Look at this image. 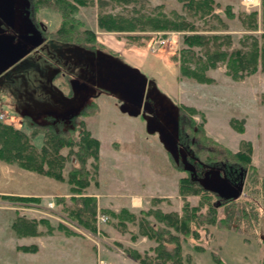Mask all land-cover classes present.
I'll return each mask as SVG.
<instances>
[{
	"label": "rangeland",
	"instance_id": "obj_1",
	"mask_svg": "<svg viewBox=\"0 0 264 264\" xmlns=\"http://www.w3.org/2000/svg\"><path fill=\"white\" fill-rule=\"evenodd\" d=\"M86 1L88 4L79 6L76 17L81 19L88 27L95 26L100 12L128 17L138 15V12H140L163 14L171 18L180 15L186 18L193 23L196 31H108L112 32L113 35L116 34L126 38L134 36L135 38H129V43L142 45L150 51L152 50L149 48V43L153 38H158V36L166 38L165 43L157 50H167L172 54L173 60L178 62V65H180L181 50L187 47L183 41L184 34L201 33L206 36L214 34L229 36L230 44L224 43L222 45V49L228 50L246 49L254 39L257 40L259 46L264 44V22L261 20L262 1L264 0H260V6L257 9H249V11H246L245 7L242 6L241 0H215L214 12L217 17L206 16L204 18L190 15L184 8L183 3L178 0H137L129 3L114 0ZM227 7H231V12L234 14L233 18L227 17ZM251 11L258 12L256 29L248 28L241 21L240 16L242 13H250ZM50 14L55 15L54 21L56 17L60 21L57 13L52 11ZM49 18L52 19L50 16ZM40 19L47 20L42 14L39 15L38 20L41 21ZM194 50L198 54L200 48L195 47ZM118 61L123 65L125 64L123 60L119 59ZM105 70L111 74L110 79L107 76L108 81L106 80L102 85L100 81L97 84L85 82L88 92L82 89L75 91L73 99L69 101L66 108H57L58 112L56 111V113L61 116H69L77 112L92 97L102 92L105 95L104 98L101 97L100 99L102 105H104L103 116L115 117L117 114L113 113L114 109L112 107L115 110L130 114V116L139 117L142 113L144 114L143 125L147 129V134L152 135L147 139V144L142 143L143 141L136 137L137 141L134 143V148L131 149L132 145L130 144L126 145V149L121 152L123 155L127 154L129 148L137 151L135 148L143 147L145 150V163L154 165L163 161V149H167L177 161H182L183 165L190 170L191 176L194 179H199L205 187L222 195L241 196L246 191L244 181L228 183L219 175L217 170L213 169H207V171H204V176L199 177L195 167L186 159L185 151L176 146L178 117L176 102H187L189 104L187 106L194 107L196 110L194 114L196 122L202 123L206 134L215 141L233 151L240 149L241 146L246 147L248 143L251 144L252 164L256 167L258 175L264 176V67L259 61L257 70L245 76L242 80H233L227 74L225 63L221 62L216 67L205 71V74L212 79L210 83H201L180 73L184 80V83L181 84L182 90L181 88H173L168 89V92L162 82L160 85L165 89L163 92L160 88L156 89L157 86L153 82L150 90H145L143 86L146 78L138 70L134 71L130 67L123 70L117 65L112 64L111 66L105 63ZM158 73H162L161 66L158 68ZM128 78L136 81L129 85ZM146 99L148 103L143 107ZM32 109L35 108L32 107ZM3 110L17 116L18 119L21 117L20 113H14L10 107H3ZM56 118L59 119V117ZM33 119L38 123L47 122L45 116L41 115H37ZM64 119L67 121L68 117ZM87 121L89 126H93L94 118L89 117ZM14 124L28 134L31 132V129L25 125L24 120L22 124L18 122ZM66 125H70L69 121L66 122ZM132 125L137 128L140 124L134 122ZM239 128H242L243 132H239ZM102 138L104 139L102 148L105 163L104 171L101 172L100 178V155L96 170L94 169L95 160L93 157L86 160L85 167L89 172V184L82 191L83 194L94 196L103 184L105 185L102 189L104 191H117L118 187L124 185V182L122 183V173L118 172L114 175L108 170L107 164L113 162L114 158L109 156L108 138L103 137V135ZM33 143L37 149L41 147L43 134H38L33 139ZM72 149L75 151L76 146H73ZM68 151L69 148L67 147L61 149V153L67 158L62 169L63 180H57L36 171L22 168L14 163L7 164L6 175L2 177L1 187L7 191L16 192L18 195L15 196L36 199L32 201H12L7 198L0 201V264H108L109 259L104 257L105 253L108 256L114 254L119 258L128 256L135 260L130 255L131 251L135 250L143 256L154 257L153 248L157 245V242L146 234H142V224L139 219L143 217L141 211L146 212L153 210V208L140 210L136 213L125 207L115 211L108 208H98L96 200L97 209L95 222L93 223L94 229L82 225L71 214L68 207L75 205L72 198L80 194L73 191L71 189L72 185L68 182L69 169L73 164L78 163L75 154H69ZM167 156L168 161L166 163H170V166L174 168L169 155ZM121 160H118L119 165L129 166V160L126 157L121 158ZM134 166L136 169L137 166ZM178 172H180L181 177L186 174L185 171ZM113 175L119 178H115ZM198 199L197 196H187V200L191 205H196ZM159 202H161L160 199H152L151 205L155 208L154 210H160L157 208L160 205ZM180 203L178 201L176 204L161 203V205L167 209H174L176 206L179 210L177 213H180L183 205L182 199ZM202 211H205V208ZM128 212L133 213L136 216L135 219L127 218L126 214ZM169 212L175 211L169 210ZM20 216H23L25 220L36 221L35 235L23 232L20 234L13 228V223ZM145 217L155 224L158 223L152 214ZM216 229L214 226L206 230L200 228L199 239L182 241L181 264H219L215 262L214 254L224 264H261L264 257V245L260 239L248 236L246 238V236L233 231L225 230H220L221 232L216 238L212 234ZM171 231L174 233L173 230ZM116 232L122 233L126 239L134 240L132 244L139 242L142 237L145 238V248L138 250L133 248L132 244L116 241L114 239ZM260 235L264 239V217ZM150 243L153 245L146 246ZM195 244L198 247H194ZM23 246L27 250H24ZM168 246L172 247L173 245L169 244ZM147 247L148 249H146Z\"/></svg>",
	"mask_w": 264,
	"mask_h": 264
},
{
	"label": "trees",
	"instance_id": "obj_2",
	"mask_svg": "<svg viewBox=\"0 0 264 264\" xmlns=\"http://www.w3.org/2000/svg\"><path fill=\"white\" fill-rule=\"evenodd\" d=\"M27 1L28 16L39 28L43 40L68 43L92 52L101 50L114 54L98 41L94 30L76 17L79 6L88 4L86 0ZM114 1L129 3L137 0ZM178 1L182 2L186 11L194 17L216 16L215 0ZM42 10H50L59 15L60 24L55 30L49 31L40 26L38 13ZM226 13L227 17H234L231 7H227ZM240 17L248 28L256 29L257 11L244 12ZM261 20L264 22V1H262ZM97 22L98 28L102 31H196L193 23L180 15L171 18L163 14L138 12V15L128 17L100 12ZM129 38L135 37L129 36ZM229 40V36L220 34L208 36L201 33L184 34L183 41L187 47L181 50L180 73L198 82L210 83L212 79L205 74V71L216 67L219 62L225 63L227 74L233 80H242L255 72L258 61L264 67V44L259 46L254 39L246 49H222L224 43L230 44ZM195 47L200 48L198 54L194 50ZM177 109L176 146L185 151L186 159L195 167L198 176L203 177L207 169L217 170L228 183L244 181L246 191L241 196L222 195L205 187L199 179L191 176L190 170L183 165L182 161H177L168 151L174 168L186 173L178 181V192L183 201L181 212L165 213L154 209L141 211L143 217L139 219L142 224V234H146L157 242L153 248L155 256H143L135 250L131 251V257L141 264H181L182 241L199 239V229L206 230L211 226L219 230L233 231L246 238L247 236L258 238L264 245V239L260 235L264 217V176L258 175L256 167L252 164L251 144L248 143L246 147L241 146L240 149L233 151L206 134L203 124L197 123L194 119L196 113L194 107L178 104ZM97 110L98 106L93 100L86 102L77 112L68 117L69 126L66 125L65 119L47 116L45 118L47 122L38 123L33 117L26 115L23 120L31 129L29 134L12 124L0 121V161L4 163H14L22 168L63 180L62 169L67 158L61 153V149L67 147L69 154H75L78 163L73 164L69 169L68 182L72 185L71 189L80 195L72 198L75 205L68 209L82 225L90 229H94L96 198L83 194L82 191L89 184V172L85 167L89 157H93L94 169H97L99 141L85 127L84 117L92 115ZM238 131L243 132V129L239 128ZM38 134H43V144L37 149L33 139ZM73 146H76L75 151L72 149ZM189 195L199 198L196 205H191L187 200ZM0 197L12 201L36 199L15 195H0ZM203 208L205 211H202ZM150 214L157 219V224L146 219L145 216ZM126 215L132 220L136 217L130 212ZM35 223V220H25L23 216H20L13 223V228L20 234L23 232L35 235ZM169 244L173 246L169 247ZM194 247L198 245L195 244ZM22 248L27 250L25 246ZM213 256L215 262L224 264L216 254ZM261 264H264V257Z\"/></svg>",
	"mask_w": 264,
	"mask_h": 264
},
{
	"label": "crops",
	"instance_id": "obj_3",
	"mask_svg": "<svg viewBox=\"0 0 264 264\" xmlns=\"http://www.w3.org/2000/svg\"><path fill=\"white\" fill-rule=\"evenodd\" d=\"M50 12L52 11L42 10L39 12L38 18L41 14L44 18L46 17L47 20L40 19L39 24L43 29L53 31L59 26L60 21H58V17H56L57 21H54L55 15L53 16ZM90 28L96 32L98 41L114 54L101 50L92 52L68 43L43 40L39 28L28 16L27 0H0V111L5 114V123L18 122L22 124L26 115L31 117L41 115L45 118L52 116L61 119L70 117L72 114L61 116L56 113V111L58 112L57 108L65 109L69 101L73 99L75 91L82 89L88 92L85 82L97 84L100 81L102 85L103 82H106L107 76L110 79L111 74L106 72L105 63L111 66L112 64L117 65L123 70L126 67H130L134 71L138 70L146 78L143 87L147 91L152 87V82L156 84V89L162 90L161 92L165 91L164 87L160 85L161 82L167 92L168 89L182 87L181 84L184 83V80L180 75L178 62L173 60L172 54L167 50L150 51L142 45L129 43L128 37L99 30L97 20L95 26H90ZM119 59L123 60L125 64L120 63ZM159 66L162 67V73H158ZM108 71L110 70L108 69ZM134 81L136 80L128 78L129 85ZM101 97H105L102 92L89 100L96 103L98 110L94 114L84 117L85 125L90 134L99 141L100 178L105 165L104 155H102L103 135L108 138L109 156L114 158L113 162L107 164L108 170L114 175L118 172L122 173L124 185L118 187L117 191H104L102 189L105 185L101 183L103 185L100 190L94 194L98 208L117 211L121 207H125L136 213L140 210L155 209L152 207L151 201L160 199L158 209L165 212H169V210L178 212L176 206L174 209H167L161 205V203L176 204L181 201L178 192V181L181 175L170 166V163H166L168 150L163 149V161L154 165L145 163L143 147L135 148L137 151L131 150L137 141L136 137L143 141L142 143H146L147 139L152 136L147 134V129L143 125L144 114L141 113L139 117L130 116V114L117 109L116 111L112 107L113 113L117 115L105 117L103 116L104 105L101 103ZM147 101L146 99L143 107L146 106ZM178 104L189 105L183 101H177L176 105ZM3 107H10L14 113H20V119L3 110ZM89 117L94 118L95 126L94 124L89 126L87 121ZM134 122H138L140 125L135 128L132 125ZM14 125L18 127L16 124ZM128 144L132 145V148H129L127 154L123 155L121 152L126 149ZM123 157L129 160L128 167L123 164L119 165L118 160ZM134 165L137 166L136 169ZM6 170L7 163L0 161V195H18L16 192H10L1 187L2 177H5ZM3 200L5 199L0 197V201ZM220 232L219 229H216L212 234L217 238ZM114 239L127 244H132L134 241L126 239L120 232L114 234ZM145 242L146 239L142 237L139 242L132 244V247L140 250V248H145ZM152 245L150 243L146 246ZM104 257L109 259H107L108 264H140L128 256L119 258L114 254L108 256L105 253Z\"/></svg>",
	"mask_w": 264,
	"mask_h": 264
},
{
	"label": "built area",
	"instance_id": "obj_4",
	"mask_svg": "<svg viewBox=\"0 0 264 264\" xmlns=\"http://www.w3.org/2000/svg\"><path fill=\"white\" fill-rule=\"evenodd\" d=\"M242 6L245 7L246 11H249V9H257L260 6V2L257 3V0H241ZM166 38H161L158 36V38H153L151 42L149 43V48L152 51L157 50L162 44L165 43ZM5 114L0 111V121H4Z\"/></svg>",
	"mask_w": 264,
	"mask_h": 264
},
{
	"label": "clouds",
	"instance_id": "obj_5",
	"mask_svg": "<svg viewBox=\"0 0 264 264\" xmlns=\"http://www.w3.org/2000/svg\"><path fill=\"white\" fill-rule=\"evenodd\" d=\"M260 2V0H257V3H259Z\"/></svg>",
	"mask_w": 264,
	"mask_h": 264
}]
</instances>
